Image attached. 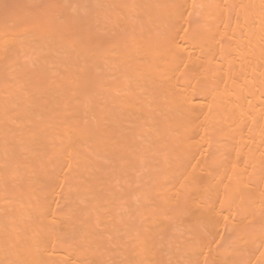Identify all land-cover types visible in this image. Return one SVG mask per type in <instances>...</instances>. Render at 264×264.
<instances>
[{
  "label": "bare ground",
  "instance_id": "6f19581e",
  "mask_svg": "<svg viewBox=\"0 0 264 264\" xmlns=\"http://www.w3.org/2000/svg\"><path fill=\"white\" fill-rule=\"evenodd\" d=\"M0 264H264V0H0Z\"/></svg>",
  "mask_w": 264,
  "mask_h": 264
}]
</instances>
